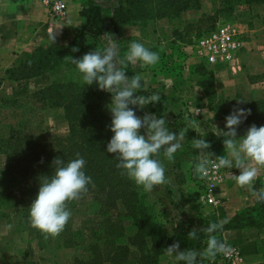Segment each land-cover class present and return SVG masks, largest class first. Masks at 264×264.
<instances>
[{"label": "trees", "instance_id": "1", "mask_svg": "<svg viewBox=\"0 0 264 264\" xmlns=\"http://www.w3.org/2000/svg\"><path fill=\"white\" fill-rule=\"evenodd\" d=\"M222 1L225 8L228 9L240 2V0ZM250 1L263 2L264 0ZM79 2V15L82 22L79 26L70 28L72 38L67 44L60 46L56 42H43L28 53L17 66L4 71L6 79L11 83L44 74L50 75V81L35 90L32 96L42 106L63 107L69 131L67 136L38 138L31 131L25 129L27 125L23 120H20L17 127H11L5 137H0V154L4 156V163L0 169V176L4 180V189L0 191V203L8 208L9 206L14 208L13 212H15L23 201L21 199L18 201V195H20L18 190L21 186H26L28 192L37 194L40 183L46 177L50 178L54 175L55 165H52L54 158L63 159L67 163L76 159V154L79 153L86 161L83 170L92 179V183L87 186V193L82 198L92 195V191H94L100 197L107 194L112 195V198L117 196L115 199H120L124 204L126 215L131 219L135 228L134 236L130 242L138 252V258L134 264H160L163 257L166 264H183V262L176 261L174 256L168 257L164 250L178 242L180 251H203L208 236L203 229L209 225L200 213V208L203 206L200 200L203 185L202 180L194 176L193 173L199 151L192 147L191 141L199 138L205 139L210 143V148L206 151L211 152V149L223 142L225 137L215 134L211 129H203L199 132L194 129L187 131L190 153L195 156L189 157L188 178L183 179L181 175L176 174L175 179L177 184H180L178 199L187 204L195 214L187 216L182 223L178 222V224H176L173 212L162 210L161 215L155 214L153 206L146 202L145 195L138 193L130 185V180L121 175V170L116 167L118 161L114 154L107 153V143L113 135L109 130L110 125L107 123L111 119V113L97 109L98 104L92 101V96L99 91V89L94 90V86L97 85L95 82L90 86L84 85L75 65L67 60V56L80 58L95 49L103 50L104 47L99 39L107 30L117 33L120 26L124 24L137 22L144 24L145 20H155L187 9L192 4L198 5V1L159 0L160 7L154 12H150L149 9L154 5L151 0H119L117 6L107 17L103 7L95 0H79ZM117 45L120 55L123 56L129 44L119 42ZM74 48L78 51H73ZM205 73L207 77L197 79V84L204 90L206 96H211L213 91L209 84L213 81L214 76L210 70ZM173 74H178V77H181L178 72ZM126 75L129 77L136 75L131 64L127 66ZM141 85L142 88L139 93H136L137 95L148 96L155 93L153 88H144L143 80H141ZM238 97L235 94L232 98L238 100ZM11 103H15V100L12 99ZM230 105L226 114H224L225 110H222L220 113L216 112L215 117L225 121V117L229 115L234 106L251 109V115L239 126L238 138L244 136L252 124L257 127L264 126V96L253 98L242 105L233 101ZM17 107L21 108V104L19 103ZM144 108L149 114L160 117L164 115L166 109L165 99L161 97L159 102L149 104ZM210 109L214 108L210 105ZM166 121L169 131L173 133L178 134L185 126L183 119L181 121L177 118L172 121L166 119ZM178 199L176 198V200ZM10 201L12 205H8ZM78 201H72L69 204ZM173 226L174 229L170 231L168 227L172 228ZM193 228L201 229L197 233L198 239L196 240L190 239L187 235ZM238 228H256L259 232H264V202L237 211L232 218L224 223L223 229L217 231L215 235L224 241L223 232L225 230ZM255 245L256 252L264 255V238L256 239ZM90 247L91 258L83 261L74 257L73 261L68 264H103L101 251L97 249L98 246L92 243ZM129 253V244L120 242L112 254V264H128ZM198 264H223L221 254L217 255L215 261L198 257ZM260 264H264V262Z\"/></svg>", "mask_w": 264, "mask_h": 264}, {"label": "rangeland", "instance_id": "2", "mask_svg": "<svg viewBox=\"0 0 264 264\" xmlns=\"http://www.w3.org/2000/svg\"><path fill=\"white\" fill-rule=\"evenodd\" d=\"M151 1L154 5L149 11L154 12L160 7L159 0ZM197 1L198 5L192 4L187 9L155 20H145L144 24L139 22L124 24L120 26L117 33L107 30L101 35L99 41L104 48L109 46V37L113 39L111 43L114 44L119 42L130 44L136 41L142 43L150 51L157 52L160 58L155 66L141 68L139 64H131L133 71L142 76L145 89L153 88L155 93H159L161 97H164L166 103L165 119L170 121L175 118L180 119V121L183 119L185 126L182 128L189 127L187 131L193 128L196 132H199L203 129H216V126H213V120H218L215 117L216 112L220 113V111L225 110L224 114H226L231 107L230 103L233 101H236L238 105H242L253 99L254 97L248 85L252 80H254L252 83L261 88V97L264 96V1L240 0L231 9L225 8L222 0ZM103 10L106 17L112 12L111 8L106 9L103 7ZM218 23H231L242 34L246 32L247 27L254 28L256 26L258 30V33L255 34L256 39L250 47L251 54L246 61H250L249 65L254 70V59H262L263 64L260 67L262 70L258 75L250 73L251 71L247 70V66L242 63L241 71H239V73H242V77L234 80L236 85L235 94L239 96L238 100L232 98L233 96L229 94H225L224 87L226 85L216 77L213 70L215 65L207 66L202 60L193 57L194 53L191 52L190 47H192L193 41ZM107 32L110 34H107ZM45 42L52 43L51 39ZM55 42L60 46L68 43L59 39H55ZM254 50L260 52L257 57H254ZM221 65L225 66L222 63L216 64V66ZM225 67L228 68V66ZM208 70L214 76L213 81L209 84L213 91L211 96H206L204 90L197 84V79L207 77L205 72H208ZM174 72H178L181 77H178V74L174 75ZM229 76L234 75L229 74ZM50 79V75L44 74L11 83L6 79L4 72L0 74V137H5L11 127H17L20 120H23L27 125L25 129L31 131L38 138L67 136L69 126L63 107L42 106L32 96L35 90L47 84ZM94 90H98V87L94 86ZM12 99L15 100V103H11ZM92 101L98 104L99 108L97 107V109L110 113L111 93L99 90L97 94L92 96ZM17 103L21 104V108L17 107ZM210 105L214 108L213 110L210 109ZM136 107V115L143 117L147 112L145 108ZM192 119L197 120L200 127L194 128L190 123ZM107 123L110 125L111 119ZM217 127L223 131L227 130L223 121ZM219 130L216 132H219ZM145 132L146 129H140L141 134H145ZM187 137L188 132H186L185 138L180 141L182 147L174 154V161H167L163 153L156 157L164 164L165 176L171 178V184L158 186L152 192H146L129 179L130 185L138 193L145 195L146 202L153 206L155 214L161 215L162 210L172 212V204L177 201L176 198H179L178 189L180 187L175 176L179 174L183 179H187L189 176V157L195 155L190 153V142ZM3 163L4 156L0 154V167ZM257 185H262L259 179L254 182V186ZM18 192L20 193L18 201L37 195L28 192L26 186H21ZM115 197L117 196L112 198V195L108 194L100 197L92 191V195H86L78 202L68 204L71 211L69 221L74 222L73 227L76 228L75 240L78 251L76 257L78 259L87 261L91 258L90 246L94 243L98 246L97 249L101 251L103 264H112V254L117 245L123 241L129 244L130 247L128 264L136 262L138 252L130 243L135 228L131 223V219L126 215L123 202L120 199H115ZM8 205H12V202H8ZM9 208L0 203V214L10 215L14 208L10 206ZM168 229L172 231L174 226L172 228L168 227ZM160 264H166L164 257L161 259Z\"/></svg>", "mask_w": 264, "mask_h": 264}, {"label": "clouds", "instance_id": "3", "mask_svg": "<svg viewBox=\"0 0 264 264\" xmlns=\"http://www.w3.org/2000/svg\"><path fill=\"white\" fill-rule=\"evenodd\" d=\"M53 34L51 42H55ZM103 50H93L80 58L67 56V60L75 65L84 85L94 82L99 90L112 94L111 124L109 130L113 133L107 143V153L114 154L118 163L116 167L121 175L126 176L143 191L152 192L158 186L171 184V178L165 176V166L157 159L161 153L167 161H174V154L181 149V140L185 138L189 127L181 128L179 134L169 131L165 116L145 113L143 117L136 115L137 107L144 108L161 100L159 93L148 96L134 95L139 93L142 85V76L139 74L126 75L128 64H139L141 68L153 67L159 61V54L150 51L142 43L133 41L128 45L123 56L119 46L111 43ZM73 51H78L74 48ZM198 113V112H197ZM251 115V109L234 106L225 117L226 131L219 130L223 139L224 150L227 156L216 157L214 153L206 151L210 143L205 139H193L192 147L199 151L193 173L199 179H205L211 169L219 172L220 169L236 168L239 175H231L237 187L246 188L255 197L257 202H264V188L257 190L254 181L264 168V126L252 124L244 136L237 139V129L244 120ZM193 127H200L197 120L190 122ZM146 129L145 134L140 129ZM193 129V128H190ZM205 135V134H204ZM77 158L67 163L63 159L54 158V175L45 178L40 183L36 198L28 208L29 226L38 230L45 239L59 236L67 225L71 211L68 204L82 198L92 183L90 176L84 172L86 161L79 153ZM211 166V169L210 167ZM224 221L211 223L203 229L208 236L203 251L179 250V243H173L164 251L168 257L175 258L183 264H198V257L215 261L217 255L230 251L227 243L217 237L215 233L223 229ZM14 227L7 224L6 229ZM198 231L193 228L188 232L190 239H198Z\"/></svg>", "mask_w": 264, "mask_h": 264}, {"label": "crops", "instance_id": "4", "mask_svg": "<svg viewBox=\"0 0 264 264\" xmlns=\"http://www.w3.org/2000/svg\"><path fill=\"white\" fill-rule=\"evenodd\" d=\"M62 1L66 6V14L64 18L59 19L51 14L45 0H0V74H3L7 68L17 66L28 53L46 40L51 39L53 34H56L55 39L62 42H68L71 39L70 28L79 26L82 22L79 15L80 2L79 0ZM95 1L106 9H113L119 2V0ZM256 33H258L256 26L246 28V32L242 34L245 39L244 47L234 58L231 66L227 68L215 65L213 67L216 77L226 85L224 87L225 94L234 97L236 93L234 80L242 77V73H239L242 63L247 66L250 73H261L262 59H254V70L249 65L250 61H246L251 54L250 47L256 39ZM107 34L110 33L107 32ZM259 53V50L258 52L254 50V57H257ZM229 74L234 76H229ZM248 85L254 98L262 96L261 88L255 83L249 82ZM221 121L225 122L224 120H213V126H216L217 130L223 131L217 127ZM216 129L212 130L221 135L220 132H216ZM211 152L216 157L227 156L223 142L215 145ZM224 172L225 180L219 194L221 203L216 206L205 205L200 208L204 221L209 224L226 222L240 209L260 203L246 188L237 187L230 174L239 175L238 169H224ZM257 179L262 185H257L255 188L260 190L264 188V168L260 169ZM3 189L4 180L0 176V191ZM35 198L36 196L25 198L16 211L10 215L0 214V264H68L77 256L74 222L68 221L59 236L48 239H45L38 230L29 226L28 208ZM172 212L176 224L182 223L187 216L195 214L181 199L172 204ZM7 224L14 225L11 231L6 229ZM223 238L228 246H238L242 250V264L264 262V255L256 252L255 245L256 239L264 238V232H259L256 228L227 229L223 232Z\"/></svg>", "mask_w": 264, "mask_h": 264}, {"label": "built area", "instance_id": "5", "mask_svg": "<svg viewBox=\"0 0 264 264\" xmlns=\"http://www.w3.org/2000/svg\"><path fill=\"white\" fill-rule=\"evenodd\" d=\"M51 14L62 19L66 14V6L62 0H45ZM245 39L242 32L231 23H218L214 28L203 33L191 48L193 57L204 61L208 66L222 63L231 66L234 58L244 47ZM211 169V166H209ZM202 180L203 190L200 196L203 206H216L221 203L220 188L225 180L224 169L217 172L211 169L209 175ZM230 251L221 254L223 264H242L243 254L238 246H228Z\"/></svg>", "mask_w": 264, "mask_h": 264}]
</instances>
